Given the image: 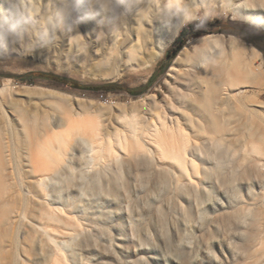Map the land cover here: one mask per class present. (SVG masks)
<instances>
[{
	"label": "rangeland",
	"instance_id": "374dc122",
	"mask_svg": "<svg viewBox=\"0 0 264 264\" xmlns=\"http://www.w3.org/2000/svg\"><path fill=\"white\" fill-rule=\"evenodd\" d=\"M180 7L0 0V264H264V122L234 117L214 136L196 112L224 80L264 119V0ZM236 64L249 76L220 73ZM162 123L183 167L131 149Z\"/></svg>",
	"mask_w": 264,
	"mask_h": 264
},
{
	"label": "bare ground",
	"instance_id": "6f19581e",
	"mask_svg": "<svg viewBox=\"0 0 264 264\" xmlns=\"http://www.w3.org/2000/svg\"><path fill=\"white\" fill-rule=\"evenodd\" d=\"M187 0H159L166 8L180 9L184 2ZM164 50L162 51V53ZM129 57V61H133L135 57L132 51H129L127 54ZM237 59V58H236ZM239 60H241L239 58ZM225 73L227 75V78L229 79H243L249 76L247 72L241 71V68L239 65H235L232 68H230L228 71H221L220 72ZM243 84V83H242ZM241 87H238V84H234L233 81H224L219 80L216 83H213L210 85L209 89L207 91L204 90L202 94H200V103L197 106V109L199 111V118L208 126V132H211L210 134L214 136H223L227 135L228 131L225 129L224 125L231 121V119H235L234 117H237L238 119L243 120V122L246 124L248 121H260L264 122V119L262 116H260L256 110L250 109L247 107V105L244 103L243 99L244 97L241 95L243 90ZM238 95V97H237ZM183 97H181L182 99ZM199 107V108H198ZM196 113V115H197ZM264 113V110H263ZM188 119V118H187ZM232 119V120H233ZM189 121V120H188ZM178 125V124H177ZM200 125V124H198ZM200 127V126H199ZM159 128L167 129L166 125L162 123L160 127H155L153 130L148 131V135H145L144 137L148 139L149 146L147 147L142 142H139V140L134 141L131 145V149H136L138 152H145L149 150H152V153L159 154L161 158H165V151H168L171 154H174L176 156V159H174L175 163L179 167L184 166V157L182 155H179L178 152H174V146H167V145H161V142L157 140V134L159 131ZM177 130H179L177 128ZM210 130V131H209ZM73 132L81 134V130H72L69 132V135L59 137L57 135L52 136L50 140H55L56 142H59L61 145H67L69 138L71 135H73ZM198 132V130H197ZM181 135H183V141L185 143V146H189V141L186 136V134H183L180 132ZM143 137V138H144ZM49 140V141H50ZM93 138H88L87 141L91 145V149L94 152L95 155L98 156L100 160H103L104 158H107L109 154L111 153V148H108L102 141L95 140ZM83 141H86L83 139ZM147 142V143H148ZM120 144V143H119ZM146 146V147H145ZM133 150V151H136ZM3 153L4 150L0 145V167H2L3 164ZM42 153L46 155L49 160L52 159V154L50 153L49 149L43 150ZM43 236L47 239L49 245H52L53 242V236L51 233H49L46 230L42 231ZM58 256V255H57ZM3 257L0 255V260H2ZM59 262V256L54 259V264H62Z\"/></svg>",
	"mask_w": 264,
	"mask_h": 264
},
{
	"label": "trees",
	"instance_id": "16d2710c",
	"mask_svg": "<svg viewBox=\"0 0 264 264\" xmlns=\"http://www.w3.org/2000/svg\"><path fill=\"white\" fill-rule=\"evenodd\" d=\"M231 25V24H230ZM247 31H254V30H252V29H250V28H245ZM232 33H236V32H233L232 31ZM184 34H185V29H183L181 32H180V34H179V36L176 38V40L174 41V44L172 45V47L169 49V50H167V52H166V57H167V59H168V62L167 63H165L163 66H161V70H160V72H164L166 69H167V67L169 66V63H170V61L176 56V54L180 51V49L183 47V45H184V42L182 41V39H183V36H184ZM240 35H242V36H246L244 33H240ZM156 78V74H154L151 78H150V80H149V82H148V84L147 85H150L152 82H153V80ZM103 90H113V88H103ZM141 91H143V90H141ZM139 91H129V93H138Z\"/></svg>",
	"mask_w": 264,
	"mask_h": 264
}]
</instances>
